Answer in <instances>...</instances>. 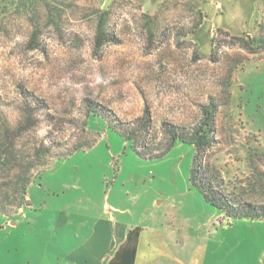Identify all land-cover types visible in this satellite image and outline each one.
I'll list each match as a JSON object with an SVG mask.
<instances>
[{
  "label": "rangeland",
  "instance_id": "obj_1",
  "mask_svg": "<svg viewBox=\"0 0 264 264\" xmlns=\"http://www.w3.org/2000/svg\"><path fill=\"white\" fill-rule=\"evenodd\" d=\"M103 12L114 40L97 47ZM238 12L220 0H0V264H65L59 252L106 204L118 230L170 238L169 264H264V219L209 203L190 180L195 146L173 139L214 104L199 177L264 205V0Z\"/></svg>",
  "mask_w": 264,
  "mask_h": 264
},
{
  "label": "crops",
  "instance_id": "obj_2",
  "mask_svg": "<svg viewBox=\"0 0 264 264\" xmlns=\"http://www.w3.org/2000/svg\"><path fill=\"white\" fill-rule=\"evenodd\" d=\"M242 2L247 3V0H220V5L235 17ZM104 208L87 232L75 235L80 238L76 246L59 252V259L65 258V264H169L173 255L166 248L170 238H158L157 232L161 230L147 225L118 230L119 222L108 213L107 204ZM149 217L157 220L156 215ZM11 224L15 225V222L11 221ZM145 232L151 233L152 242ZM156 240L159 241L156 243Z\"/></svg>",
  "mask_w": 264,
  "mask_h": 264
},
{
  "label": "trees",
  "instance_id": "obj_3",
  "mask_svg": "<svg viewBox=\"0 0 264 264\" xmlns=\"http://www.w3.org/2000/svg\"><path fill=\"white\" fill-rule=\"evenodd\" d=\"M107 12H103L100 16L98 31L96 35V46L101 47L105 43L114 40V37L110 36V33L106 29ZM37 32L34 33V39H32V48H39L40 44L36 42ZM257 40V39H256ZM216 107L214 104L204 106L203 119L201 122L187 134L174 133L173 139H181L184 142H188L195 146L196 153L194 156V164L191 168L190 180L195 187L202 193L204 198L211 204L218 207L222 213L229 218H246V219H264V205H256L252 203H232L223 193L216 191L211 182L208 179L199 177L200 170L197 168V164L202 154L212 144V133L215 130L214 116ZM23 189L26 190V186L23 185ZM25 192V191H24Z\"/></svg>",
  "mask_w": 264,
  "mask_h": 264
}]
</instances>
